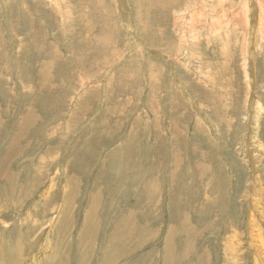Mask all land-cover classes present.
<instances>
[{"label": "rangeland", "instance_id": "rangeland-1", "mask_svg": "<svg viewBox=\"0 0 264 264\" xmlns=\"http://www.w3.org/2000/svg\"><path fill=\"white\" fill-rule=\"evenodd\" d=\"M54 1L0 0L3 264L38 237L39 264H258L264 42L220 17L240 0Z\"/></svg>", "mask_w": 264, "mask_h": 264}, {"label": "bare ground", "instance_id": "bare-ground-1", "mask_svg": "<svg viewBox=\"0 0 264 264\" xmlns=\"http://www.w3.org/2000/svg\"><path fill=\"white\" fill-rule=\"evenodd\" d=\"M50 1H52V3L53 2H55L54 0H50ZM57 1V0H56ZM223 2V1H222ZM57 3V2H56ZM59 3H60V6H61V8L63 9V17L64 18H67L69 15H70V6L68 5V0H59ZM157 3V2H156ZM231 3V2H230ZM205 4V3H204ZM255 4V5H254ZM239 5H240V7L238 8V10L237 11H235L236 13H234L235 14V19H236V21H237V24H233V22H231L230 21V19H228V20H224V18L226 17L225 15H221L220 17H221V22H222V25H224L226 28H227V30H229L230 32H231V30H234V27L237 29V30H239V32H238V34L237 35H239L240 37H241V39H243V40H245V39H247V37H248V35H247V33L250 31V34H253V33H255V35L257 34V39H258V41L259 42H261V41H263L264 42V11H263V9H264V3H262V2H260V1H258V0H252V2H251V0H240V2H239ZM191 6H193V5H191ZM222 6V5H221ZM226 7V6H225ZM59 8V7H58ZM191 8V7H190ZM60 9V8H59ZM188 11H190V9H187V12ZM192 11V10H191ZM184 12H185V10H184ZM229 12V11H228ZM226 13L227 15L229 14V13ZM197 13V12H196ZM231 14L233 13L232 11L230 12ZM176 14H178L177 12H176ZM223 14H225V13H223ZM256 14L257 15H260V19H257L256 20V22H255V16H256ZM73 15V14H72ZM205 16V15H204ZM228 16H230V14L228 15ZM190 17V16H189ZM199 17H200V14L199 13H197L196 14V16H195V20H198L199 19ZM184 18V17H183ZM191 18V17H190ZM177 21H178V19H176ZM210 20V18H206L205 17V19L203 20V21H200L201 22V25H204L205 23H207L208 21ZM185 21V20H184ZM183 21V22H184ZM199 22V23H200ZM188 23H189V21H188ZM203 23V24H202ZM197 24V23H196ZM181 25V24H180ZM189 25V24H188ZM188 25H183V27H185V26H188ZM198 25V24H197ZM208 25V24H207ZM176 26V25H175ZM134 27V26H133ZM177 27V26H176ZM189 27V26H188ZM191 27V26H190ZM189 27V28H190ZM202 27V26H201ZM214 27V26H213ZM186 28V27H185ZM192 28V27H191ZM190 28V29H191ZM195 28H197V27H195ZM203 28V27H202ZM215 28V27H214ZM193 29V28H192ZM203 29H205V28H203ZM177 30V29H176ZM183 30V29H182ZM213 30V29H212ZM214 30H216V29H214ZM213 30V31H214ZM225 30V29H224ZM178 31V30H177ZM218 31V30H217ZM256 31H257V33H256ZM188 32H190V30L188 31ZM194 32V31H193ZM195 33H196V30H195ZM198 33V32H197ZM184 33H182V35H183ZM189 34V33H188ZM199 34V33H198ZM201 34V33H200ZM204 34V33H203ZM197 35V34H196ZM213 35V34H212ZM181 36V35H180ZM180 36H179V38H180ZM187 36V35H186ZM186 36H185V34L183 35V36H181V39H186ZM192 36H194V35H192ZM200 36H202V35H200ZM189 37V36H188ZM199 37V36H198ZM203 37H204V35H203ZM250 37V36H249ZM171 39V38H170ZM180 39V40H181ZM198 39H200V37L198 38ZM204 39V38H203ZM182 41V40H181ZM198 41V40H197ZM200 41H202V38L200 39ZM199 41V42H200ZM183 42V41H182ZM174 43V42H173ZM245 43L246 42H244L243 43V45H245ZM245 47V46H244ZM190 50V49H189ZM157 52V51H156ZM83 73V72H82ZM114 74V73H113ZM99 79V78H98ZM103 85V84H102ZM261 111H262V109H261ZM260 119V118H259ZM256 124H258V121H257V123ZM258 126V125H257ZM262 128V127H261ZM261 131V130H260ZM258 134V133H257ZM260 139V138H259ZM256 143V142H255ZM253 149V148H252ZM260 149V148H259ZM261 151V150H260ZM259 159V158H258ZM255 160V159H254ZM257 161V160H256ZM254 162V161H253ZM256 163V162H255ZM256 165V164H255ZM257 167V166H256ZM206 173V172H205ZM201 177V176H200ZM257 177V176H256ZM204 178V177H203ZM236 178V177H235ZM258 183V182H257ZM262 183V182H261ZM263 184V183H262ZM261 186V185H260ZM264 187V186H263ZM263 187H261V188H263ZM262 190V189H261ZM263 190H264V188H263ZM259 192H260V190H259ZM263 192V191H262ZM255 193H258V192H256L255 191ZM262 194V193H261ZM264 194V193H263ZM257 195V194H256ZM259 196V195H258ZM255 197V196H254ZM264 198V197H263ZM252 199V198H251ZM260 199V198H259ZM255 200V199H254ZM251 202V201H250ZM261 202V200H257L256 202H255V204H253V202H252V205H251V208H250V211H249V213H248V220L247 221H249V220H251V219H253L254 218V221H255V219L257 218V217H259V216H263V220H264V206H262V204L260 203ZM264 202V201H263ZM68 205V204H67ZM72 205V204H71ZM263 205H264V203H263ZM48 206V205H47ZM95 209H96V207H95ZM94 209V210H95ZM93 210V211H94ZM91 212V211H90ZM92 215H93V213H91ZM89 214H87V215H85V216H88ZM91 215V216H92ZM45 216V215H44ZM89 217V216H88ZM86 218V217H85ZM87 220H89V218L87 219ZM62 221V220H61ZM85 222V221H84ZM90 223V222H89ZM35 224V222L33 223V225ZM85 224V223H84ZM36 225V224H35ZM86 225V224H85ZM30 228V227H29ZM29 228H27L26 230H28ZM22 230V229H21ZM84 230L86 231V229H83V232H84ZM31 231V230H30ZM250 231H251V233H253V235H254V238L252 239V241H253V244H251L252 245V247L255 249V252L256 253H258V256H259V263L258 264H264V243L260 240V238H259V234H257V229H255V228H253L252 230H251V228H250ZM28 232V231H27ZM27 232H24V233H27ZM37 232V231H36ZM40 232V231H39ZM22 233V232H21ZM43 233V232H42ZM42 233H40L41 235H42ZM35 234V233H34ZM47 234V233H46ZM85 234V233H84ZM84 234H81V235H83L84 236ZM148 234V233H147ZM36 235V234H35ZM81 235L79 236V237H81ZM36 236H38V234L36 235ZM82 236V237H83ZM22 237V236H21ZM25 237V236H24ZM32 237V235L31 236H29L28 235V238L27 239H24V243H28V241L27 240H29L30 238ZM35 237V236H34ZM33 237V238H34ZM52 237V236H51ZM57 237V236H56ZM85 237V236H84ZM232 237V236H231ZM40 238H42V237H38V239L36 238V239H34L33 240V246H29V245H27V244H25L24 245V243H23V248H20L19 247V251H18V253H16L17 255H16V258L15 259H13V257L11 256V257H8V258H12L11 259V261H10V259H9V261H10V263L8 262L7 264H39V263H41V258L38 256V254H34V255H31V254H33V252H34V248H36L37 247V243H38V241H39V239ZM25 241H27V242H25ZM80 241V240H79ZM78 241V242H79ZM82 241H83V239H82ZM82 241H81V243H82ZM31 242V241H30ZM47 242V241H46ZM48 242H50V241H48ZM84 242V241H83ZM40 243H41V241H40ZM64 244V243H63ZM5 245V244H4ZM40 245V244H39ZM45 245V244H44ZM51 245V244H50ZM82 245H83V243H82ZM48 246V243L44 246L45 247V249H46V247ZM80 247H81V245H79ZM66 247V246H65ZM38 248H39V246H38ZM82 248V247H81ZM230 247H228V249H229ZM259 248V249H258ZM29 249H30V251H29ZM37 249V248H36ZM44 249V248H43ZM115 249V248H114ZM232 249V248H231ZM230 249V250H231ZM48 250V249H47ZM111 250V249H110ZM233 250V249H232ZM29 251V252H28ZM43 251V250H42ZM49 251V250H48ZM16 252V251H15ZM1 253V252H0ZM29 253H31V254H29ZM44 253V252H43ZM48 253V252H47ZM59 253H60V251H59ZM62 253V252H61ZM87 253H89V252H87ZM94 253V252H93ZM111 253V252H110ZM85 254V253H84ZM83 254V256H90V255H87V254H85L84 255ZM40 255V254H39ZM45 255H46V253H45ZM112 256V255H111ZM109 257L108 256V258L105 260V263L104 264H110L111 262H112V257ZM56 257V256H55ZM59 257V256H58ZM62 257V256H61ZM77 257H78V255H77ZM80 258L82 257L81 255L79 256ZM91 257V256H90ZM40 258V259H39ZM84 258H86V257H82V259H84ZM5 259V258H4ZM91 259H92V257H91ZM103 259V258H102ZM48 260V259H47ZM55 260V259H54ZM62 260V259H61ZM60 260V261H61ZM87 260V261H86ZM85 261L87 262V263H81V264H88L89 262H88V259H86ZM7 261V260H6ZM91 261V260H90ZM3 262H4V260L3 259H0V264H3ZM50 263V261L48 262V264ZM58 263V262H57ZM4 264H6V263H4ZM67 264V263H66ZM80 264V263H79Z\"/></svg>", "mask_w": 264, "mask_h": 264}]
</instances>
